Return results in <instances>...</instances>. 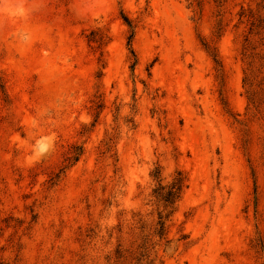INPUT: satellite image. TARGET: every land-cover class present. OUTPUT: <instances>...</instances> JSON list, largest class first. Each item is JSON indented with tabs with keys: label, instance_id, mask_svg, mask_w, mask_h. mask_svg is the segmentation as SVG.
<instances>
[{
	"label": "rangeland",
	"instance_id": "rangeland-1",
	"mask_svg": "<svg viewBox=\"0 0 264 264\" xmlns=\"http://www.w3.org/2000/svg\"><path fill=\"white\" fill-rule=\"evenodd\" d=\"M5 4L0 264H264V0Z\"/></svg>",
	"mask_w": 264,
	"mask_h": 264
},
{
	"label": "clouds",
	"instance_id": "clouds-1",
	"mask_svg": "<svg viewBox=\"0 0 264 264\" xmlns=\"http://www.w3.org/2000/svg\"><path fill=\"white\" fill-rule=\"evenodd\" d=\"M0 11H2L4 14H10L14 17L18 18H24L29 13L28 10L25 9L22 5H17L15 7H12L11 5H3L0 6ZM22 39L27 40L28 37L26 34L21 33L20 34ZM55 147V138L51 136H41L38 139H36L32 145V156H31V162H37L46 155L50 153Z\"/></svg>",
	"mask_w": 264,
	"mask_h": 264
},
{
	"label": "trees",
	"instance_id": "trees-1",
	"mask_svg": "<svg viewBox=\"0 0 264 264\" xmlns=\"http://www.w3.org/2000/svg\"><path fill=\"white\" fill-rule=\"evenodd\" d=\"M251 25L255 29H260V27H262V26H258L257 24H255V21H252ZM129 41H130V36H129L128 42ZM131 53H133L132 50H131ZM80 154H81V148H78L77 152H75V154H73V156H71L70 160L76 161ZM153 177L157 178L158 181H160L158 173L153 174ZM157 188L158 189L155 192L156 197L160 201H162L164 203V205H166V206L167 205H173L178 200V198L180 197L182 189L184 188V177L182 176V174L179 171H176L175 175L173 176V178L169 184L164 186V185H161V183L159 182V185ZM160 224L162 227V223H160Z\"/></svg>",
	"mask_w": 264,
	"mask_h": 264
}]
</instances>
